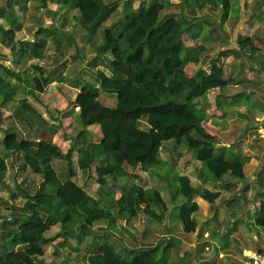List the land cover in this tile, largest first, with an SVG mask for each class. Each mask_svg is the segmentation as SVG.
<instances>
[{"label": "trees", "instance_id": "1", "mask_svg": "<svg viewBox=\"0 0 264 264\" xmlns=\"http://www.w3.org/2000/svg\"><path fill=\"white\" fill-rule=\"evenodd\" d=\"M6 1L0 0V17L6 12V6H9ZM39 1L45 6L46 0ZM54 1L68 10L76 9V19L86 29L98 24L108 10L102 0ZM206 6L211 12L222 11L223 18L229 2L206 0ZM163 10L161 2L154 1L132 9L126 0L122 3L121 11L129 15V21L115 29L105 27L100 31L102 41L98 49L102 53H110V58L105 60L108 71L105 68H96L93 74L102 91L115 95V104L112 107L105 106L99 101L98 92L87 84L82 85L71 101L77 106V116L83 129L93 124L98 126L99 137L96 141H85L77 133L67 149L61 152L50 140L18 139L14 131L6 130L0 139L4 151L21 153L23 165L31 173L41 175L42 184L56 191L61 188L62 183L70 181L76 172L88 169L96 153L101 151L104 164L94 168V178L102 190L106 186V179L114 178L119 167L138 166L141 171L155 168L160 162L161 143L167 140L178 143L183 140L191 151V158L199 162L200 170L206 171L205 179L220 181L226 174V161L212 155V137L201 128L190 105L192 98L224 83L220 77V67L212 63L207 72L198 68L191 76H186L184 65L187 62L197 63L198 56L204 49L202 46L185 47L181 34L185 32L191 37L196 36L200 29L197 27L194 32L192 27L198 22H186L183 17L176 18L172 14H165L161 18L160 13ZM65 34L58 32L54 26H39L35 30L34 39L14 40L13 29L0 25V35L12 41L14 51L22 56L41 49L45 44V37L58 44V39L61 40ZM40 35L44 37H39ZM0 68L8 75L18 77L1 64ZM21 73L25 85L32 91L41 93L48 88V80L40 65L30 64ZM0 89V93L6 94V91L15 88L0 76ZM21 103L24 105L23 100ZM26 109L30 110L28 106ZM142 116L147 124L144 129L137 125ZM52 158L62 159L65 163V170L60 173L62 180L49 165ZM241 167V160L233 161L228 175H240ZM4 170L5 163L0 158V173ZM166 179L169 184L170 178ZM69 185L77 191L74 185ZM175 186L176 193L185 198L177 206V220L181 230L188 233L194 229L193 214L198 209L197 203L191 200L194 188L187 176L179 174H175ZM122 189L124 191L120 197L112 198L106 203H101L85 193L75 202L52 191L26 195L24 206L28 209V214L20 226L33 232L34 242L28 246L17 244L15 233H20V236L23 233L18 231L17 220H13L11 229L2 233L0 264H4L7 257L15 254L22 258L27 256L32 264H37L35 261L39 255H29L26 250H35V247L46 244L59 234H70L77 244H81L82 236L89 232L95 233L96 224H113L119 215L130 219L141 214L155 223L163 221L167 208L157 190L143 188L135 183ZM198 196L212 203L218 192L203 188ZM112 204L116 205V213L112 210ZM154 207L158 208V212ZM254 223L264 226V202L258 204ZM53 224H58L61 232H57L52 238L45 237L43 232L46 226ZM75 225L77 232L73 228ZM40 227L44 229L37 231L36 228ZM166 246L156 244L146 249H134L135 251L122 256L113 251L111 244L102 242L96 245L93 252L85 255L84 260L85 264H165V252L159 255L156 250H166Z\"/></svg>", "mask_w": 264, "mask_h": 264}, {"label": "crops", "instance_id": "2", "mask_svg": "<svg viewBox=\"0 0 264 264\" xmlns=\"http://www.w3.org/2000/svg\"><path fill=\"white\" fill-rule=\"evenodd\" d=\"M124 1L126 0H102L103 4L106 5L108 9L106 11V14H104V18L90 29H86L78 23L76 19V9L68 10L65 7L58 5L54 0H46L45 6L41 5L39 0H12V3L9 4L8 7L6 6L5 11L7 12V10L10 9L11 6H13L14 13L16 14L15 21H19L18 13L20 11L28 10L31 12V9H33L31 13L34 16V22L36 24L39 23L44 25H35V27L30 30V37L28 38V36H21V40L34 39L35 30L39 26L46 28L49 26H54V28H56L58 32H65L66 34L62 37L61 40L58 39V44H54V41L52 39H50L49 37H45L44 46L41 49H38L35 53L26 56L17 54L14 51L13 42L0 36V58L4 59L5 64L7 65L8 59L15 60L18 64L29 61L27 63L28 66L30 64L40 65V60L43 59L46 53L52 48L53 52L55 51L59 57V60L57 61V64L55 66H59L62 61L68 58L66 54V49L63 48V45L73 46L74 49H77L78 47L84 44L85 48L86 46L92 45L94 48L97 49L98 52L97 55L95 54L96 56H91L93 53L85 57L81 55V59L76 56V61L78 60L77 58L81 60L82 68H92L93 71L96 68H105L108 71V69L106 68L105 60L108 56H110V53L108 51L102 53L98 49L101 45L100 31L105 27H112L113 29H115L119 25L126 24L129 21V15L124 14L121 11L122 3ZM127 1L129 2L130 7L132 9L140 5H148L149 3H152L154 1L161 2L164 7V15L172 14L176 18L183 17L186 22H190L191 20H199V22L202 24V27L198 26L200 29L199 33H197V35L194 37H191L185 32L181 34V40L185 42V46H187L188 48L202 46L204 49V51L201 52L202 55L200 56L199 54L197 63L187 62L183 67V71L186 76H191L194 71L198 68H201L207 72L209 70V66L212 63H215L220 67V77L224 81V83L222 85L210 88L201 95L192 98L190 101V105L191 109L197 115L201 128L212 137L214 146L212 155L216 158H220L226 161V174L222 176V179L220 181L215 182L205 179L203 176H201L200 173H198L199 175L197 178L194 175V172L197 173V166L199 162L188 158L189 152L184 148V146L186 147V144H183L184 146H182L181 141L177 143V147L183 149L180 151L182 159H179L180 161L178 160V164H176L174 160L172 162L173 167L174 169H178V172H176V174L185 175L189 178L191 186L196 184L199 187V190H196L191 197V200L195 201L198 206L197 211L193 214L194 224L196 223L195 214L199 211L200 208V197L198 196V192L203 188L209 191H217L218 196L215 199H219L222 195L223 187L225 186V184L229 185L231 183V186H234L233 191L236 195L246 188L247 195H250L252 198V201L249 200L250 202H245V204L235 202V204H238L239 206L238 210H240H235L236 214H238L239 212V215H237L238 221L241 220L250 223L252 222V227L253 225L256 226L254 221L256 218L258 204L260 202H264V136H261L257 133V130L260 128L262 122L264 121V0H235L238 7L233 20H230V18L228 17V10L226 11L223 18L221 15L222 11H209L206 6V0H197V2H195V0ZM34 2L36 3L35 5ZM68 14L71 15V19L73 21L70 23V25L64 26V24L62 23L66 22V16ZM216 14L217 16H215ZM3 17H6V19H4ZM0 19L5 20V22L8 21V24L10 25V19L7 17L5 12L3 13V16L0 17ZM28 20H25L26 27L28 25ZM42 20L46 23H43ZM18 25L19 22L18 24H14V30L15 28L18 29ZM16 33L17 31H15V34ZM39 37L44 36L40 35ZM64 42H66L67 45ZM92 42H94V45ZM84 53H86V51ZM100 54H103V57H106L104 60V66L101 65L100 61L98 62V59H101ZM7 56H9L8 59ZM93 57H96L97 59L94 58V61L92 62L91 60ZM73 62L69 65L70 70H72V67L76 65ZM87 62L88 65L86 64ZM49 70L44 69V75L48 80V88L41 92V94H45L46 92H56V90H52L53 85H56V87L59 88H57V90L62 91V86L65 87L66 82L73 83V85L71 84L69 87L72 88L75 92H77L82 87V85L78 83V76H73L72 78H70L69 76H63V74L66 75V73H64L65 68L60 69L58 71V74H51V76ZM90 75L92 77L94 76V74ZM1 77L7 79V77ZM67 79L73 80L68 81ZM9 82L14 86L15 89L17 88V84H15V81V83L11 80ZM97 92L99 97V90H97ZM108 94H111L113 96V93ZM74 95L72 96V98L74 97ZM55 98L58 97L55 96ZM57 100L55 103L53 102L49 104V106L42 102L36 103L32 98H29L28 100H23L24 105L21 103L19 110V112H21L20 114L15 113L11 109H9V107L12 108L11 105H6V103L1 102L0 114L3 120L6 121L10 118V121H13L11 122L13 125L16 123L17 127L16 125H14L16 127L14 132L18 139H47L57 145L61 152H64L74 138H71V135L69 134H65L64 131L66 130V133H69L78 126L77 106L71 102L69 103L70 105L67 103L57 104ZM26 106H28V108L30 109L29 111L26 109ZM68 106H72V109H75L72 112L71 110L67 111L65 113V116L63 117L58 116L57 119L56 116H52L50 119L49 115H47L49 107H51L52 109H57L59 111H64L70 109V107ZM13 107H15V104ZM21 121H25L28 126H32L34 128L36 135L33 139L18 137V128L19 126H21V124H19L18 122ZM50 123H53V126H51ZM78 130L79 131H77V133H80L85 141H96L99 137L97 131H95V129L92 127H87L85 129L82 128ZM93 134L96 135L94 136ZM86 137L89 138L86 139ZM162 146L163 145L161 143L159 148V154ZM236 160L242 161L241 173L236 177H231L228 175V172L230 171L231 163ZM103 164L104 157L102 152L100 151L96 153L94 160L90 163L88 167L89 171H87V173L84 171L76 172V175L73 177L74 179L78 178L79 176L82 177V175H84V178L79 182V184H77L78 187L76 186L77 191H71L69 189L71 192H74V195H76V201H78L82 197L81 195H85L83 193L84 191H82V188L85 189V187L88 190L90 189L89 191L91 192H86L87 195L101 203L105 201V198L103 196V201L100 200L101 197L99 196V194L102 195V192L100 189L96 190L94 178V168ZM10 170L12 172L11 177L13 180H11L10 178H4V175L6 173H9L7 167L5 166V170L0 173V183L2 182L3 187L6 188L11 183L13 185L14 191L23 190V192H21V195L23 196L21 197V200L22 202H24L27 199L26 195L32 194H27V184H23L24 186L21 187V184L19 182L21 177L25 176V173L18 172L17 169H14L13 167L10 168ZM150 170L151 169L147 171H141L139 170L138 166H123L121 169L119 167L115 171L114 178L117 181L116 184L122 183L117 180V178L120 176H128V178H135V175L138 174L136 177L138 179H143V181L145 182L144 186L141 183H139V185L143 186V188H154L155 190H157L165 204V207L167 208L163 221H161L160 223H156L157 226L149 224L148 219L145 216H143V218L141 219V221L143 222V224H141L142 226L139 225V227H141L142 229V232H140L141 229H137L138 227L134 228L131 226L132 228H134L132 229V232L138 236L135 237L131 234L129 236H122L126 240L125 246L129 250H113L114 252L122 256L129 254V252L132 251L130 249H137L138 247L139 249H146L148 247L156 245V243L150 245L147 241L148 239H150L149 237H152V235L155 234V230H162L160 234L161 236L164 235L165 237H167L168 235H170L169 233L165 232L168 229H171L170 222L172 214L170 211V205L163 197V194H165L164 189L167 188V179L162 169L156 168L154 170V173H150ZM111 179H106V188L104 189L106 193H110L113 190L109 188V181H111ZM72 180L68 181L69 183H64L68 185L72 184V182H74V180ZM64 183H62V185ZM134 183L136 184V180L133 181L131 179V183L127 185L129 186ZM159 184H161V187L163 185V187L160 188ZM40 185H42V183H38L37 188ZM170 187L171 193L172 195H174L175 198V194H177L175 190L176 186L173 184ZM59 190H61V188ZM59 190L56 191V193H58ZM67 195L68 194L66 192L64 196ZM165 196L167 195L165 194ZM106 202L107 201H105L104 203ZM212 203L207 202V204L205 205H212ZM154 210L158 212V208L154 207ZM242 210H245V213L243 215ZM22 221L23 220H17V226L21 225ZM116 222L117 220H115L114 224ZM48 227L50 226H46L43 235L47 238H52L53 236L47 234L49 230ZM97 227L100 228V231L114 230V228L111 227L105 228L104 224H97L95 225L94 229H96ZM194 230L195 227L193 231ZM190 232L183 233L180 236L187 237L188 235H190ZM133 238H136L137 242L133 244L135 247H131L133 245H130V239ZM179 238V241L181 243L179 245H182V243H184V240L181 237ZM252 239L254 240V244L250 247L245 248H250L254 251L264 253V233L261 234V238L253 234ZM53 240H55V237H53L51 241L43 245L50 247V244H52ZM138 241H140L139 244ZM161 241L157 244H161ZM136 244L138 245L136 246ZM45 251L46 250H44V252ZM79 251L83 255L86 254V250ZM91 252H93V250H91ZM156 252L159 255H161V252H165V264H222L223 262L225 263V260H222L219 263V258L223 257V252L221 250H212L211 254H209L210 252H208V250H156ZM191 259L192 261L189 263L188 260ZM237 260V264H241L242 257L238 258ZM76 263L77 260L72 262V264Z\"/></svg>", "mask_w": 264, "mask_h": 264}, {"label": "rangeland", "instance_id": "3", "mask_svg": "<svg viewBox=\"0 0 264 264\" xmlns=\"http://www.w3.org/2000/svg\"><path fill=\"white\" fill-rule=\"evenodd\" d=\"M160 1H162V0H160ZM6 2L7 3L10 2L9 4H11L12 0H7ZM229 2H230V4H229V8H228V17L230 18V20H233L235 17L238 6H237V3L235 2V0H229ZM35 4L36 3L34 2V5ZM30 6H31V4H30ZM174 6H176V5H174ZM169 8H170V6H169ZM174 8H176V7H174ZM32 10L33 9H31V12H32ZM31 12L28 10L27 11L24 10V11H20L18 13L19 25H18V29L15 28V30H14L13 26H14V24H18V22L15 21L16 20V18H15L16 14L14 13V7L11 6L10 9H8L7 12H5L7 17L10 19L11 27H13L12 29L14 31V38H15L14 40L20 39L21 36H23V37L28 36V38H29L30 34H31L30 30L33 27H35V25L38 26L39 23L36 24L34 22V20H33L34 16ZM69 14L66 16V19H67L66 22L62 23V24H64V26L70 25V23L73 21L71 19V15H69ZM163 15H164V12L160 13V17L161 16L163 17ZM215 16H217V14ZM3 18L6 19V17H3ZM11 18H13V19H11ZM179 18H182V17H179ZM26 19L27 20L29 19L27 21L28 22L27 27L25 26V24H26L25 20ZM45 20H47V19H45ZM35 21H36V19H35ZM196 21L198 22V24H195L192 27V30L194 32L198 29L197 28L198 26L202 27V24L199 23V20H196ZM42 22L46 23L43 20H42ZM29 24H31V25H29ZM0 25L3 28H9L10 27V25L8 24V21L5 22V20H2V19H0ZM39 25H43V24H39ZM15 31H17L16 34H15ZM198 33H199V30H198ZM181 39H182V37H181ZM183 40H184V38H183ZM64 43L66 44V42H64ZM92 43L94 45V42H92ZM182 43L185 46V42L182 41ZM185 47H187V46H185ZM63 48L66 49V54H67L68 58L66 60L62 61L59 64V66H55L57 64V61L59 60V57H58L57 53L55 51L53 52V50L51 48L50 51H48L46 53L44 58L40 60L41 62L39 64L43 67V70L44 69L45 70L50 69L49 72H50V76H51V74H58V71L60 69L65 68L64 73H66V75L63 74V76H69L70 78H72L73 76H78V79H79L78 83L79 84H81V85L87 84V85L93 87V89H95L96 91L99 90V92H100L99 93V101H101L105 106L112 107L115 104V95L113 94V96H112L111 94H108V93H106L100 89L97 82L95 81L94 76L92 77L90 75V74H93L92 68H82V64H81L82 62L80 60L81 55L85 57V56H89L90 54L93 53L91 56H96L97 52H98L97 49L94 48L92 45L86 46V48H85L84 44L82 46L78 47L77 49H74L73 46H65V45H63ZM85 51H86V53H84ZM100 55H101V59H98V62L100 61L101 65L104 66L106 64V62L104 64V60L106 57H103V54H100ZM201 55L202 54L200 53V56ZM76 56L80 58V59L77 58L78 59L77 61H76ZM98 56H99V54H98ZM8 58H9V56H7V59ZM94 58H96V57L92 58V60H91L92 62L94 61ZM109 58H110V56L107 57V59H109ZM28 62L18 64L15 60L8 59V62H7L8 65H7V64H5V60L0 58V64H2V65L4 64L3 66L5 68H7L8 70L17 74V76H18L16 78V77H14V75H8L7 73H5L0 68V75L1 76L7 77L8 81H10V80L13 82L15 81L16 83L15 82L14 83L17 84L16 89H13L11 91H6V94L0 93V102L6 103V105H11L12 108L9 107V109H11L13 112L19 113V114L21 113V112H19L20 106H21V101L26 100V99L28 100L29 98H32L36 103L42 102L44 104H47L48 106H49V104H51L53 102L55 103L57 99H59V100H57L58 101L57 104H65V103L69 104L71 102L72 96L74 95V93H76L72 88L69 87L71 84L73 85L72 82H68V83L66 82V86L65 87L62 86V91L57 90L58 87H56V85H53L52 90L53 91L56 90V92H46L45 94L37 93V92H34L31 89H29V87H27L25 85L24 77H23V74L21 73V72L24 73L25 70L27 69V66H28L27 63ZM72 62L75 63L76 65H74V67H72L73 69L70 70L69 65ZM86 64L88 65V62ZM53 77H55V76H53ZM69 80L72 81L73 79H69ZM55 96H57L58 98H55ZM14 104H15V107H13ZM68 107H70V109L64 110V111H62V110L59 111L57 109H52L51 107H49V111L47 112L48 113L47 115H49L50 119L52 116H56V118L58 119V116L63 117V116H65V113L67 111L71 110V112H72L75 109V108L72 109L73 108L72 106H68ZM59 112H61V113H59ZM68 115H69V112H68ZM12 116H13V114H12ZM77 120H78L77 128H74V130L70 131L69 133H66L67 132L66 130L64 131L65 134L71 135V138H73L75 136V134L77 133V131H79L78 129L83 128L78 116H77ZM11 122H13V121H10V118L6 121L3 120L1 117V114H0V139L6 130L14 131L16 129V127H17L16 123L14 124V125H16V127H15ZM18 123L21 124V126H19L18 132H17L18 137L19 138L33 139L34 136L36 135L34 128L32 126H28L25 121H21ZM50 125L53 126V123H50ZM137 125L141 129L146 128L147 124H146L144 116L141 117V119L138 121ZM89 127L94 128L95 131H97L98 136H99V130H98V126L96 124L89 125ZM93 135L95 136L96 134H93ZM45 136H47V135H45ZM88 138L89 137H86V139H88ZM183 144H185V143L183 140H181V145L184 146ZM162 145L163 146H162V148L160 150V154H159L160 162L158 163V165L154 169L150 170V173H154V170L156 168L162 169L166 178H170L169 184H167L168 189L167 188L164 189V192L167 196H165V194H163V197L167 201V203L170 205V209H171L170 211L172 214L171 222H170L171 229H168L165 232V233L170 234L167 237H165L164 235L163 236L160 235L162 230L161 231L159 229L155 230V234H153L152 237H149L150 239L147 240L148 243L150 245H153L155 243L156 244L159 243L162 240L161 244L167 245L166 250H208V252H210L209 254L212 253V250H221L223 252L222 253L223 257L219 258V263L222 260L223 261L225 260V263L223 262L222 264H237L238 263L237 259L242 257L240 255L241 249L245 248V247H250L254 244V240L252 239V235L254 234V235L258 236L259 238H261V234L264 233V226H258V225L254 226L253 225V227H252V222L250 223V222L241 221V220L238 221V219H237L238 218L237 215H239V212H238V214H236L235 210H238L239 206H238V204H235V202L245 204V202L252 201L251 196L247 195L246 188L243 189L242 191H240V193L236 195L235 192L233 191L234 186H231V183L229 185L225 184V186L223 187V192H222L221 197L219 199H215L214 202L212 203V205H207V206L205 205V204H207V202L198 197L200 208H199V211L195 214V216H196V219H195L196 223L194 224L195 230L194 231L192 230L193 232H190V235H188L187 237L180 236L184 232L181 230L180 223L178 221H176L177 220L176 209H177L178 205H180L181 203H183L185 201V198L182 197L181 195H179L178 193L175 194V198H174V195H172V193H171V187L170 186L173 184L175 185V174H176V172H178L177 168L174 169L172 162L175 160L176 164H178L177 163L178 160L182 159L180 151L183 149L178 148L177 142H175L174 140L163 141ZM184 148L186 150H188V152H189L188 158L192 159L191 158V151L189 149H187V147H185V146H184ZM18 154H19V156H18ZM14 156L16 159L14 158ZM8 157H9V159H8ZM0 158H2L5 161L4 162V163H6L5 166L7 167V170L9 172L8 174L6 173L4 175V178H10L11 180H13L11 177L12 172L10 170V168H12V167L14 169H17L18 172L25 173V176L21 177L19 182L21 184V187L24 186L23 184H27L26 185V186H28L27 194L28 193L33 194V193H36L39 191L40 192L52 191V192L56 193V190H52L51 188H49L45 184H42V185L38 186V188H37V184L42 183L41 175L31 173L29 171V169L23 165L21 153H19V152L7 153L4 151V149L0 145ZM194 161H196V160H194ZM49 165L55 170V172L59 176V179L62 180L61 179L62 174H60V173L65 170L64 161L62 159L52 158L49 160ZM197 167H198L197 173L194 172V175L198 178V175H199L198 173H200L201 176L204 177V172H206V171L200 170V164H198ZM121 168L122 167H120V169ZM87 171H89V169L84 170V172H86V173H87ZM137 175L138 174L135 175V178L129 177L130 179L128 178V176H123V177L120 176L121 178L118 177L117 180L119 182H122L120 184L119 183L116 184L117 181L115 178L111 179V181H109V183H110L109 188H111L113 190L110 193H106L104 191V189L106 187H104L101 190L102 195L99 194V196L101 197L100 200L103 201L102 196L105 198V201H110L112 198H114V196H115V198L120 197L124 191V189H122V188L125 187L127 184L131 183V179L133 181L136 180V184L141 183L144 186L145 182L143 181V179H138L136 177ZM83 178H84V175H82V177L79 176L78 178H75V179L73 178L74 182H72V185H74L75 187L76 186L78 187L77 184H79V182ZM159 185H160V188L163 187V185H162V187H161V184H159ZM165 187H166V182H165ZM192 187L194 188V193L196 190H199V187L196 184H194ZM69 189L71 191L72 190L76 191L72 186L64 183L61 186V190H59L58 194H60L61 196H64L67 192V194H68L67 199L74 202V201H76L77 197H76V195L73 194L74 192H71ZM97 189H99V185L96 184V190ZM89 190L86 187H85V189L82 188V191H84L83 193H85V194H86V192L91 193ZM21 192H23V190L14 191L13 185L11 183H10V185H8L7 188L3 187L2 182L0 183V243L2 240V238H1L2 233H5L7 230L11 229V227H12L11 223H13V220H23L26 217L25 215L28 214V211H27L28 209L24 206V202H22V200H21V197H23L21 195ZM105 201H103V202H105ZM112 210L114 213H116V205L115 204H112ZM238 211H240V210H238ZM244 211L245 210H242V215L245 213ZM248 214H249V211H248ZM142 218H143V215H141V214H137L136 216H134L130 219H127L126 217L119 215V216H116L117 222L115 224L114 223L113 224H104L103 222L98 223L100 225L104 224L105 228L106 227L114 228V230H112V231L107 230L108 232L107 231H100V230H97V228H99V227H97L96 229H94L95 233L90 232L89 234L82 236L81 244L80 243L77 244L75 242L74 237L72 235L70 236V234H68L67 236H63V234H59V236L55 237V240H53L52 244H50V247H47L46 245L40 246L37 244L39 247L38 248L35 247L34 248L35 250L30 249V250H26V251L29 252V255H33V254H37V256L39 255L35 261V263H37V264H72V262L76 261V260H77L76 264H85V260H84L83 256L90 253L91 250H94L96 248L97 244H100L102 242H108L109 244H112V247L114 250H121V251L122 250H129L125 246L126 240L122 236L123 235L129 236L131 234V235H134L135 237H137L138 235H135L132 232V229L137 228V227H138L137 228L138 230L141 229V227H139V225L143 224V222L141 221ZM148 222H149V224H151L153 226H157V224L155 222H153L149 219H148ZM131 226L134 228H132ZM17 228H18L19 232L23 233L22 236H20V233H18V232L15 233V235L13 234L15 236L17 242H18L17 244H26V246H28L29 243L34 242L33 232H31L29 229H24L20 225L17 226ZM73 228L75 229V232H77V230H76L77 226L75 225ZM43 229H44V227L36 228L37 231H41ZM57 232H61V228L59 227L58 224H56V225L53 224L49 227L47 234L50 236H54V234H56ZM140 232H142V229ZM204 232H205V234H204ZM162 233H164V232H162ZM178 236L184 240V243H182V245H179L181 243L179 241L180 238ZM35 242H37L36 239H35ZM139 242L140 241H138V244H139ZM134 243H137L136 238L130 239V245H133ZM138 244H136V246ZM131 247H135V246L133 245ZM138 249H139V247L136 250H138ZM44 250H46V251L44 252ZM79 250H86V254L83 255ZM130 250L135 251L134 249H130ZM224 254H226V255H224ZM11 257H7L8 258L6 260L7 262H4V264H32L33 263L28 259L27 256L22 258V257L18 256V254H15V256H11ZM192 259L188 260V262L190 263L192 261ZM230 259L232 262L230 261Z\"/></svg>", "mask_w": 264, "mask_h": 264}, {"label": "built area", "instance_id": "4", "mask_svg": "<svg viewBox=\"0 0 264 264\" xmlns=\"http://www.w3.org/2000/svg\"><path fill=\"white\" fill-rule=\"evenodd\" d=\"M257 133L264 136V121L262 122ZM242 261L241 264H264V253L254 251L250 248L241 249Z\"/></svg>", "mask_w": 264, "mask_h": 264}]
</instances>
